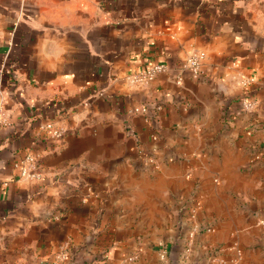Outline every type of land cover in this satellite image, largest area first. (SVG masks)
<instances>
[{
	"label": "crops",
	"instance_id": "1",
	"mask_svg": "<svg viewBox=\"0 0 264 264\" xmlns=\"http://www.w3.org/2000/svg\"><path fill=\"white\" fill-rule=\"evenodd\" d=\"M3 67L0 264H264V0H0Z\"/></svg>",
	"mask_w": 264,
	"mask_h": 264
},
{
	"label": "built area",
	"instance_id": "2",
	"mask_svg": "<svg viewBox=\"0 0 264 264\" xmlns=\"http://www.w3.org/2000/svg\"><path fill=\"white\" fill-rule=\"evenodd\" d=\"M204 54L197 51V50H192L189 52L183 67L185 69H190L193 72H198L200 69V66L202 64V61L204 60ZM166 69V64L164 63H156L140 72L130 74L129 80L132 84H144L146 82H149L153 80L159 73L165 71ZM5 75H8V71L6 67H3L1 72H0V123L4 120L3 119V112H4V107H5V98L3 96V91H4V84H5ZM10 80V79H9ZM180 81L181 78H178ZM242 105L245 108H250L252 107L253 103L248 102L246 100L241 101ZM159 107V106H158ZM147 107L142 105L134 109V113H146L147 112ZM49 134L52 138L61 140L64 137V134L66 132L65 128L62 126H49ZM37 164H38V158L35 154L32 153H27L23 158L15 162V167L19 171V175L22 178L25 179H36L40 177V174L37 172ZM194 208L192 210V216L195 217V211L200 207V202L195 201L194 203ZM193 237V233L189 235V239L191 240ZM190 241H188V248L187 251H189L190 247ZM69 249L68 246H64L62 250L59 252L57 256V261L54 264H59L62 260L66 259L68 257ZM136 255H132L129 257V260L135 259Z\"/></svg>",
	"mask_w": 264,
	"mask_h": 264
}]
</instances>
